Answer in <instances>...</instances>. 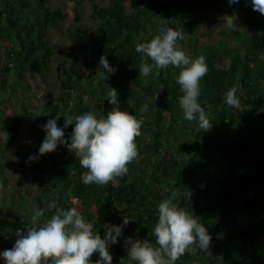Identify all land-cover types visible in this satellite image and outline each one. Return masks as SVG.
<instances>
[{
  "label": "trees",
  "instance_id": "obj_1",
  "mask_svg": "<svg viewBox=\"0 0 264 264\" xmlns=\"http://www.w3.org/2000/svg\"><path fill=\"white\" fill-rule=\"evenodd\" d=\"M50 1L0 0V174L10 166L4 146L15 140L23 114L33 110L29 103L19 102V113L12 116L5 111L7 102L21 87L24 72L43 71L57 50L47 36L58 28L63 14L59 8L50 9ZM194 2L109 0L103 6L92 5L94 26L68 33L75 44L84 41V58L75 56L63 67L59 101L45 103L34 115L45 116L42 126L52 118L63 124L62 116L69 110L106 115L112 108L106 100L111 87L118 93L120 110L142 121L141 135L135 138L138 155L128 163L127 174L103 186L82 183L86 170L64 142L49 152L47 166L30 163L33 172L46 177L36 184L32 215L36 211L41 219L50 215L55 206L49 205L55 199L96 221L101 238L105 223L119 225L125 215L131 219L117 242L108 246L112 264H130L125 238L154 242L157 205L173 192L174 202L198 217L212 237L211 255L186 251L176 264H264V14L253 10L247 0L228 3L225 10L242 18L237 27L219 29V36L232 44L217 40L202 45L199 24L190 15ZM73 12L78 23L76 8ZM170 16L176 21H169ZM161 24L187 35L178 41L187 54L206 59L208 72L201 80L199 97L212 122L206 131L182 116L176 83L180 69L169 66L140 76L139 65L151 61L142 58L135 45L158 34ZM101 55L109 61L111 73L99 64ZM232 87L239 98L235 109L224 102ZM145 105L147 110H142ZM71 128L72 122L65 125L66 135ZM30 218L21 219L16 234L18 230L26 234ZM2 231L7 234L8 228L3 226ZM90 259L96 261L98 254Z\"/></svg>",
  "mask_w": 264,
  "mask_h": 264
},
{
  "label": "clouds",
  "instance_id": "obj_2",
  "mask_svg": "<svg viewBox=\"0 0 264 264\" xmlns=\"http://www.w3.org/2000/svg\"><path fill=\"white\" fill-rule=\"evenodd\" d=\"M239 0H228L229 4ZM253 10L264 14V0H247ZM227 26L233 27L231 18ZM157 33L148 42L137 43L135 51L142 58L139 65L140 76L148 77L154 69L166 70L169 66L180 69L176 77L181 95L178 98L182 116L187 121H195L199 129L206 131L212 126L205 109L199 102L200 83L208 72L203 55L193 57L178 43L184 35L180 30L165 24L157 27ZM99 64L105 73L112 68L106 56L99 57ZM106 100L112 105L106 115L97 116L89 110L66 111L63 124L56 118L47 120L42 126L45 135L37 155L53 151L59 142H64L79 159L86 171L81 174L85 185L103 186L115 177L128 172V163L137 155L135 138L141 135L142 121L119 108L118 93L107 87ZM236 88H229L224 94V102L230 108L239 107ZM142 110H147V105ZM72 122L68 135L65 125ZM35 157L29 156V160ZM190 193L187 192V198ZM176 192L162 199L156 208V222L152 228L154 242L125 238L127 258L130 264H176L186 251H201L211 255V235L207 228L192 212L179 207L174 199ZM55 210L41 219L36 211L30 218L31 225L26 234L17 231V239L10 249L0 251L4 264H112L113 257L109 244H115L122 235V229L130 220L124 216L119 225H102L104 236L96 230V221L86 220L75 207L62 206L53 199L49 207ZM93 253L99 259L92 261Z\"/></svg>",
  "mask_w": 264,
  "mask_h": 264
},
{
  "label": "rangeland",
  "instance_id": "obj_3",
  "mask_svg": "<svg viewBox=\"0 0 264 264\" xmlns=\"http://www.w3.org/2000/svg\"><path fill=\"white\" fill-rule=\"evenodd\" d=\"M107 2L109 0H51L48 4L50 9L59 8L63 14V20L58 28L49 30L47 36L51 44L57 45V50L46 69L39 70L34 75H29L27 71L24 72L21 87L12 92L5 107L7 114L12 116L19 113L16 106L19 102L29 103L33 110L29 114H23L25 119L15 140L4 146V157L9 161L10 166L0 174V251L10 249L14 245L18 238L15 233L16 226L23 221L21 219L24 217H31L34 211L31 198L37 195L36 184L46 181V177L33 172L30 164L34 161L45 167L50 155V153L37 155L45 135L41 124L45 116L34 118V115L39 114L45 103L50 105L59 101V82L63 67H68L75 56L84 58V51L81 49L84 41L81 44H75L69 38L68 33L76 27L80 29L93 27L94 22L90 18L92 5L103 6ZM194 3L195 7L190 15L199 24L197 37L200 44H213L217 40L232 44L229 39L219 36V29L227 27V18L232 19L235 27L241 23L242 18L231 15L225 10L228 0H195ZM74 8L80 17L78 23L74 22ZM169 21H176V18L170 16ZM202 33L206 36H202ZM29 156L35 158L30 161ZM29 224L32 226L31 221ZM3 226L8 228L7 234L3 233ZM0 264H4L2 259H0Z\"/></svg>",
  "mask_w": 264,
  "mask_h": 264
}]
</instances>
